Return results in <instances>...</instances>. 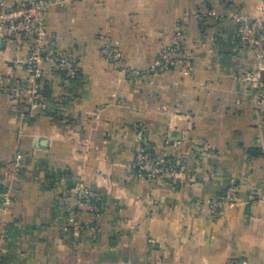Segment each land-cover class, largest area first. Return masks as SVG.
Listing matches in <instances>:
<instances>
[{"label":"crops","instance_id":"crops-1","mask_svg":"<svg viewBox=\"0 0 264 264\" xmlns=\"http://www.w3.org/2000/svg\"><path fill=\"white\" fill-rule=\"evenodd\" d=\"M12 4L37 0H8ZM258 0H82L53 5L48 40L74 51L67 80L43 66L36 101L27 83L32 40L0 49V264H264V89L242 49L238 19ZM181 26L191 73L129 80L102 49L148 69ZM264 82V71L261 72ZM166 151L177 184L135 168L139 148ZM21 157V172L13 176ZM237 183L233 203H211ZM100 194V215H76L74 187Z\"/></svg>","mask_w":264,"mask_h":264},{"label":"built area","instance_id":"built-area-1","mask_svg":"<svg viewBox=\"0 0 264 264\" xmlns=\"http://www.w3.org/2000/svg\"><path fill=\"white\" fill-rule=\"evenodd\" d=\"M82 0H37L32 3L12 4L8 0H0V35L3 39L22 44L32 40L33 45L28 58L27 83L31 87L32 98L36 101L41 96L43 66L49 64L53 71L67 80H76L80 76L79 57L74 51L60 50L49 43L47 32V13L53 5L65 6ZM258 16L251 21L238 19L236 31L238 44L242 49L252 50L257 56V69L247 72L244 80L251 84L254 91L264 89L261 72L264 71V0H258ZM103 56L115 63L129 80L155 76L168 71H178L184 76L191 73L193 53L188 47L181 26L175 30L174 37L168 45L162 47L151 66L139 71L130 67L122 53L115 45L109 44L102 49ZM137 172L148 180H161L172 185L177 184L183 167L171 154L153 148L141 146L135 156ZM21 172V157L15 162L13 176ZM77 196V211L71 219L75 232L79 231L78 215H100L104 202L100 194L80 183L74 187ZM237 183L233 180L216 201L211 203L212 217L222 215V207L233 203L236 197ZM234 264H241L236 261Z\"/></svg>","mask_w":264,"mask_h":264},{"label":"water","instance_id":"water-1","mask_svg":"<svg viewBox=\"0 0 264 264\" xmlns=\"http://www.w3.org/2000/svg\"><path fill=\"white\" fill-rule=\"evenodd\" d=\"M4 47V39L3 37L0 35V49H2Z\"/></svg>","mask_w":264,"mask_h":264},{"label":"trees","instance_id":"trees-1","mask_svg":"<svg viewBox=\"0 0 264 264\" xmlns=\"http://www.w3.org/2000/svg\"><path fill=\"white\" fill-rule=\"evenodd\" d=\"M42 92H43V91L41 90V94H42Z\"/></svg>","mask_w":264,"mask_h":264}]
</instances>
